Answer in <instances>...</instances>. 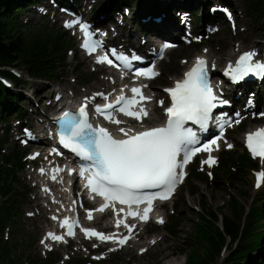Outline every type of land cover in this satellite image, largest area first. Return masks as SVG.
Instances as JSON below:
<instances>
[{
  "label": "rangeland",
  "instance_id": "374dc122",
  "mask_svg": "<svg viewBox=\"0 0 264 264\" xmlns=\"http://www.w3.org/2000/svg\"><path fill=\"white\" fill-rule=\"evenodd\" d=\"M107 1L109 0H80V4L75 7L79 11V15L83 17V20L103 23L108 31V41L113 45H118L121 49L129 52L135 50L140 52L130 46L135 44L136 47H140L141 45L136 40L128 39L130 31H136L140 27L144 29L142 33H145L146 36L154 37L153 43L145 45V48L158 44L159 40L157 39H172L162 33L172 34L177 32V27L175 28L172 25L176 24L172 21L165 23V28H156V22L160 19L162 20V17L165 18L166 16L167 20H171V16L166 13L169 5L163 7L159 3L163 0H130L133 11L144 12L145 14V19L140 22L131 18V14H128L127 11L129 8L123 9V14L128 15L127 17L112 14L108 8L109 3ZM252 1L205 0V2H201L200 0H191V3H188L185 0H174V10L177 9L180 12V17H184L187 12L188 17H184L186 20L181 32V42L176 43L173 41V45L176 47L175 50H172L173 52L171 51L172 53L163 60L162 65L159 67L161 73L150 83L152 95L157 96L158 93H164V89L171 86L173 81L181 76L187 65L202 53H206L209 57H220L229 45L236 44L239 50L251 48L254 52L259 51L262 57V54H264V13L261 17H252L249 11ZM153 2L156 4L148 8L147 6H151ZM208 2L209 4L206 6ZM260 2L264 4V0H260ZM38 7L40 8L39 10L31 8L28 13L24 11L20 15H16L17 21L21 25L20 33L27 38L49 32L60 35L63 38L65 36L73 46L60 58L62 61L60 70L53 78L49 80H32L28 77L26 69L19 68V71H15L19 76V83L10 84V82L5 80L7 86L14 93L17 92L20 95L18 100L21 102V104L19 103L20 107L22 110L24 109L25 120L21 123L20 119L12 117L7 126L0 124V128L2 127L1 130L9 133L7 148L18 147V149L28 152V165L18 175L19 181L22 185L27 186L28 190L27 192L20 190V194L11 202L13 204L12 208L17 214L9 230V234L12 236V238H9V246L13 253L22 257L23 260L27 257L30 259L46 258L49 260L48 262L56 261L55 264H68L70 258L71 264H78L80 260L84 259L88 260V264H106L105 262H108L107 264H168L176 259L180 260L181 264H184L187 256L191 254L192 249H195L196 246V252L201 256L205 255L207 264H224L226 256L230 253L226 246L222 247L221 252H214L212 258H208L212 254V248L220 244V239L215 229L221 228V223H215L210 227V238L201 239L198 243L191 240V237L195 236V223L199 220V217L206 218L201 211V205L205 207L206 212L218 213L221 220L226 218L233 219L237 224L241 225L254 224L252 230L254 234L251 240H259L264 235L261 234L262 231L264 233V187L256 188L254 180L256 173L264 172V160H255L258 163L257 169L241 165L244 169L236 171L231 176L225 173L221 174L218 170L222 152L227 151L237 156H242L246 151L244 149L245 142L241 140V137L257 127L264 128V120H258L257 116L255 118L252 117V114H256L259 104L260 109H262L264 99L261 100L257 92L251 94L253 91L251 92L250 90L248 97L242 101V104H251L253 102L255 103L254 109L248 110L244 108L246 113L243 114L241 123L235 120V122L229 124V142L227 144L221 143V148L217 154L218 162L214 167L209 168L205 165L204 156L197 158L188 167V177L185 186L179 190L173 202L159 209L158 214L164 218V224L158 225L155 222V224L148 225L146 229L140 231L133 244L123 248H116L106 243L86 242L83 239H75L69 245L67 242L61 245L49 242L51 240L49 232L52 229H56V224L52 220V211L61 210V213H66L67 209L57 197L62 196L65 203L71 202L73 180H66L67 185L65 186V189L70 190L71 196H66L67 193L62 194L64 188L57 190L59 191L57 196H49L50 199L60 204L57 207L53 206V202L42 199L41 197L47 193L39 187L40 175H42L40 173V165L44 161L43 159L48 156L43 151L44 147L38 143L32 142L30 145L27 144L25 148L24 138L28 134L29 136H27L32 140L30 127L34 126V124L36 125L40 118H44L42 117V111L48 106L50 101H55L56 97L60 96L53 95V90L50 89L49 91V88H61L64 92H67V95H73L76 98H85L86 90H89L86 98L92 100L97 96L96 94L110 93L118 86V83L112 80L111 76L102 74L93 64L81 58L80 51L75 46L77 45L78 34L67 28L68 15L70 14H67L62 6L57 7L55 0H44L41 1ZM190 9L196 10L199 14L198 21L194 19V14L196 15L197 13L188 12ZM56 11L58 16L62 15L63 17L62 20L60 19V23H56L53 17ZM218 15L221 17L218 18ZM105 16L106 19L104 20L103 17ZM110 19H113L114 23H111ZM231 19L235 20L236 28L234 29L233 25H231ZM227 20H229L230 25H228ZM210 23L218 24L210 27L208 26ZM184 30L189 34L191 33L190 35L193 36L194 40L187 33H184ZM104 34L105 31H103ZM145 35L144 38H146ZM184 36L189 38L186 39L188 42L183 41ZM190 41H193V44H190ZM177 65H183L184 67L176 70ZM224 66L225 63L218 64L217 70L224 71L226 67ZM100 82H104L106 85H98ZM262 82L263 80L259 84ZM36 84L42 85L44 88L37 90ZM161 99L163 101L165 97ZM156 100L154 106L158 107L161 101H159L158 97ZM229 100L232 102L231 99ZM235 104L238 107H242L240 102ZM238 107H234L232 102L233 112L240 111ZM52 113L53 111L48 113L49 116ZM144 124L149 125L147 123ZM236 124L239 125L236 127ZM23 126H26L24 128L27 129L22 132L20 129ZM26 132L28 133L25 134ZM37 154L39 156H36ZM48 160H51L50 156ZM194 170H196L200 178L207 180L208 183L204 184L198 181L197 177L193 176ZM233 181H236L237 184L234 185ZM192 186H196L195 189L200 193V196L195 197L190 194ZM232 198H236L238 205L232 206L228 204ZM223 205L224 207H221ZM251 210L253 211L252 216L247 217L246 212ZM86 220L92 222L89 216ZM176 221L180 224L178 234H170L168 228L175 225ZM155 240H161L162 245H150V242ZM250 243L251 241L246 242V244ZM9 251L12 252L10 249Z\"/></svg>",
  "mask_w": 264,
  "mask_h": 264
},
{
  "label": "snow or ice",
  "instance_id": "6c2138e0",
  "mask_svg": "<svg viewBox=\"0 0 264 264\" xmlns=\"http://www.w3.org/2000/svg\"><path fill=\"white\" fill-rule=\"evenodd\" d=\"M254 56V52H246L240 56L235 68L229 66V74L234 81H239L249 74L264 75V64L253 63ZM105 61L112 63L106 58L100 60V62ZM205 65L203 59H198L195 67L186 73L183 81L177 82L175 88L166 90L171 95L172 106L166 110L168 120L164 127L150 128L135 135H130V130L126 132L121 128L119 131L127 139H115L106 129L93 128L88 123L87 103L79 109V118L69 112L63 114L61 119L65 133L61 134V143L93 163L94 170L88 182L94 192L108 201H119L129 206L144 202L151 206L155 199L169 197L181 180L182 173H178L177 169L182 168L195 152L201 150L189 148V145L198 141L195 133L185 128L186 122L191 121L201 128H206L212 110L217 107L214 103L217 97L209 84ZM153 74L158 75V73ZM138 75L146 76L148 73L139 72ZM132 92L139 94L142 99H149L143 97L139 88H133ZM124 100L125 97L121 96L117 103ZM160 103L163 104V101ZM135 104V99L126 101L127 106ZM127 106L120 111L139 119L140 114L128 110ZM107 108H113V105L109 104ZM96 110L102 113L104 111L99 107ZM143 115H148L146 110H143ZM107 118L112 119L110 115ZM114 122L120 123L119 120ZM212 143L216 141L213 140ZM247 146L254 156H264V129L249 133ZM202 150L208 151L209 146L204 145ZM181 153H183L182 162H178ZM210 160L211 157L204 163L208 164ZM261 180H264V172L258 173L257 187L260 186ZM145 189L160 191L142 192ZM147 212L148 209L145 210V219ZM131 214L136 215V213ZM71 234L70 228L69 235ZM92 235L109 239L98 232H93ZM52 239L61 240L62 237L52 235ZM119 242L125 243L124 240Z\"/></svg>",
  "mask_w": 264,
  "mask_h": 264
},
{
  "label": "trees",
  "instance_id": "16d2710c",
  "mask_svg": "<svg viewBox=\"0 0 264 264\" xmlns=\"http://www.w3.org/2000/svg\"><path fill=\"white\" fill-rule=\"evenodd\" d=\"M44 0H0V124L7 126L12 117H17L23 123L25 118L23 110L20 107L18 98L19 94L7 86L5 80L10 84L19 83L20 79L12 70L24 68L31 79L49 80L56 75L60 70L61 57L65 55L73 46L68 38L61 37L57 34L45 32L43 34H36L33 37H24L21 33V25L17 21L16 15L24 11L29 12V9L36 8ZM191 3V0H185ZM205 2V0H200ZM249 1L250 0H246ZM56 5L67 6L74 8L80 4V0H55ZM108 8L112 14H122L124 8H129L128 14L135 21H142L145 19L144 12L133 11V6L130 0H109L107 1ZM149 3V2H148ZM146 4V3H145ZM144 4V5H145ZM156 3L153 2L151 6ZM209 2L206 6H208ZM250 12L252 17H261L264 13V4L260 0H253L250 3ZM212 8V7H211ZM186 12V11H185ZM194 14L196 10H191ZM187 13V12H186ZM203 13V12H202ZM194 14V19L198 21V16ZM207 15V14H206ZM208 16V15H207ZM200 20V19H199ZM114 23L113 19H110ZM76 46V45H75ZM199 48V47H198ZM255 89L253 84L249 87ZM254 93V92H252ZM23 125V124H22ZM26 126H23V128ZM2 128V127H1ZM0 128V264H55V262H48L46 258L25 260L17 254L9 246L10 226L17 216L15 210L12 208V200L20 194V190L27 192L28 187L22 185L19 181V173L22 172L28 165V152L23 149L7 148L9 144L8 132ZM21 128L20 130H22ZM244 153L242 156H237L231 152L224 151L221 153L222 159L218 165V170L222 174L231 176L236 171L244 169L241 165L258 168V163L253 161L249 155ZM193 176L201 183L207 184L208 181L200 178L193 171ZM234 185L237 184L233 181ZM194 183V182H193ZM192 186L190 194L198 197L200 193ZM182 200H184L182 198ZM264 201V200H263ZM229 205H238L236 198H232ZM221 207H224L221 206ZM205 207L201 205V211L206 218L199 217L195 223V236L191 240L198 243L201 239L206 240L211 237L210 227L215 223H221V228H216V232L220 239V244L212 248V254L208 258L213 257L214 252H221L222 247L226 246L230 252L224 264H264V235L257 241H252L254 224H237L233 219H220L218 213L206 212ZM241 210V208H239ZM264 210V208H263ZM253 211L246 212L247 217H251ZM180 224L178 221L175 225L168 228L170 234H178ZM262 229V228H261ZM263 232V231H262ZM261 234H264L262 233ZM251 241L250 244H246ZM9 249L12 251L10 252ZM197 248H193L191 254L187 256L185 264H207L205 255H199L196 252ZM48 262V263H47ZM78 263V261H76ZM88 260H80L78 264H88ZM106 264L108 262H105ZM71 264V258L68 260Z\"/></svg>",
  "mask_w": 264,
  "mask_h": 264
},
{
  "label": "bare ground",
  "instance_id": "6f19581e",
  "mask_svg": "<svg viewBox=\"0 0 264 264\" xmlns=\"http://www.w3.org/2000/svg\"><path fill=\"white\" fill-rule=\"evenodd\" d=\"M173 1L174 0H163L162 2H159L161 4V6H163V7L169 5L168 10H167L166 13H168L171 16V20H167V17L166 16H165V18L162 17V20L160 19V20H158L156 22V25H157L156 28H158V29L163 28V27L165 28V26H166L165 23H168V22H171V21L174 22L176 25H174V24H172V25L175 28L177 27V32H174L172 34H167L166 32H164L162 34L164 36L167 35V36L171 37L176 43H178V42H181V32H182V28L184 26L183 25L184 24V21H183V18L179 16L180 12L177 9L174 10L175 6L173 4ZM36 9L39 10L40 8L39 7L38 8L36 7ZM53 17L55 18L56 23H60V19L61 20L63 19L62 15L58 16V12L57 11L55 12V15H53ZM220 17L221 16H219L218 18H220ZM103 19L105 20L106 19V16L103 17ZM72 21H74V20H72ZM68 29L70 30V28H68ZM143 31H144V29L142 27H140L136 31L135 30L130 31V34L128 36V39L136 40L141 45V46L140 45L139 46L141 48H144L145 49V45L147 46V45H149V44L151 45L153 43L154 37H152V36H146L145 33H142ZM144 35L146 36V38H144ZM175 48L176 47L173 46V51L175 50ZM238 50L239 49L237 48V45L236 44H231L221 54L220 57H209L206 53H202L198 57H204V58H206L209 61V63L212 65V67L214 68V70L215 69L217 70V65L218 64L225 63V66L228 67L233 61H235V59L240 55V51H238ZM172 52H170V53H172ZM262 55H263V58H264V54H262ZM182 67H184V66L183 65H177L176 66V70L178 68H182ZM159 69L160 68L158 67V70ZM218 72H219V70H218ZM159 73H161L160 70H159ZM220 73H224V71H220ZM111 77H112V80H114V77L113 76H111ZM165 79L168 80L166 77H165ZM175 83H176V80L173 81V84L172 85H174ZM98 85H103L104 86V85H106V83L100 82ZM35 87H36L37 90L38 89L41 90V89L44 88L42 85H39V84H36ZM150 88H151V86L149 85V97H153V95L151 93L152 90H150ZM50 89L53 90L52 91V94L53 95H55V94L56 95H60V97H61L60 100L61 99L62 100L65 99L66 101H70V100L71 101H74L71 96L66 95L67 92H64L63 89H61V88H59V89L49 88L48 90L50 91ZM88 92H89V90H86L85 98L82 97L80 99L79 98H76V99L82 100V101H85V102H88V104L92 103L93 101L91 99L86 98V96H88ZM224 92H225V96L232 100L234 107H238L235 104L236 102H240L241 103L242 107H238V108L241 110L242 115L246 113L245 109H248V110L254 109L255 103H253V102L251 104H244V105L242 104V101L246 97H248L247 96L248 95V92L246 90H241L240 88L238 90H236V89H232V88L229 87ZM256 92L259 93V98H261V100L264 99V80L261 83V87ZM100 96H101L100 94L97 95V97H100ZM49 97H50V94H49ZM157 97H158L159 101H161L162 100L161 98H164V97L166 98V95H165V93H158L157 94ZM153 103L154 102L152 101V102L147 103V105H146V111H147L148 115L145 116V119H144L143 122L149 124L148 127L154 126L157 123H161V122L163 123V122H165V117L163 115L162 109L160 108V106L155 107L153 105ZM54 107H55V102L54 101H50V103L48 104V106L42 111V117H44V118H40L37 121L36 125L35 124H34V126L32 125V127L30 128V134L32 135L31 136L32 138H36L37 139V138H40V137H45V134L47 136H49V134L47 133L49 121L57 122V120L60 117V116H58L56 118H53V117L49 116L48 113H51V111L54 109ZM37 124H38L39 131L37 130L38 129L37 128ZM31 129H32L33 132L31 131ZM259 129H264V128H258V129L255 128L253 130L248 131L244 136L241 137V140H244V142H245L249 133H252L254 130H259ZM220 148H221V143L216 142L215 143V146H214V153H215V156L216 157H217V154H218ZM54 164L55 163L53 162L52 165H54ZM52 165L50 163H48V164L46 163V167H49V170L55 171L56 169H59V168H56L55 166L52 167ZM44 169L47 170V168H44ZM262 171H263V169H262ZM63 173H66V172L64 171ZM47 174H48V171H47V173L44 172V175H47ZM50 174L52 175V177L55 175V174H53L51 172H50ZM65 178H70V176L69 175L68 176H58V179L57 180L59 181V184H60V181H62V179H65ZM262 187H264V182H263L261 188ZM66 191H67V189H64L62 191V194L66 193ZM58 199L59 200H62L63 202H65V200H63V197L62 196L59 197ZM58 204L59 203H57V205ZM39 207H40V205H39ZM55 216H58V215L56 214ZM92 220H94V217H92ZM150 245H156V246L158 245V246H161L162 245V241L161 240H155L154 242H150ZM185 263H186V261H184V264ZM168 264H181V262H180V260L176 259V260H172Z\"/></svg>",
  "mask_w": 264,
  "mask_h": 264
}]
</instances>
